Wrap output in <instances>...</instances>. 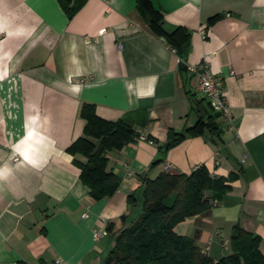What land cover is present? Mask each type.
I'll return each instance as SVG.
<instances>
[{"label": "crops", "instance_id": "0c3cea01", "mask_svg": "<svg viewBox=\"0 0 264 264\" xmlns=\"http://www.w3.org/2000/svg\"><path fill=\"white\" fill-rule=\"evenodd\" d=\"M149 1L158 25L136 0H85L71 18L58 0H0V264H103L141 212L143 181L166 173L165 162L169 173L236 174L217 204L174 225L177 235L217 261L239 224L264 256V0ZM177 27L187 31L173 36L181 63L163 33ZM203 62L223 83L230 121L195 89L186 66ZM83 103L146 135L106 151L119 182L101 199L80 181L74 159L85 157L67 152L83 132ZM208 114L213 130L185 132ZM169 134L184 137L166 147Z\"/></svg>", "mask_w": 264, "mask_h": 264}, {"label": "trees", "instance_id": "16d2710c", "mask_svg": "<svg viewBox=\"0 0 264 264\" xmlns=\"http://www.w3.org/2000/svg\"><path fill=\"white\" fill-rule=\"evenodd\" d=\"M68 18L80 8L85 0H58ZM142 17L151 24L158 25L161 15L149 0H136ZM217 18L213 16L209 22ZM187 31L177 27L171 33H164L174 51L183 60L177 48L174 35ZM197 111L207 113L202 99L197 102ZM79 115L84 120L83 132L68 148L67 152L85 157L84 162L74 159L79 168L80 181L88 188L93 199L110 196L117 188L119 179L107 170L108 150H120L134 140L135 131L128 117L106 120L96 115L94 105L83 103ZM206 120L200 115L194 126L185 130L189 135H201L205 128L213 130V118ZM184 134H169L166 147L174 145ZM227 179L211 177L206 167L198 166L189 174L161 173L153 179L143 181L141 212L136 221L120 231L115 244L103 264H264V256L258 249L259 237L235 224L230 233L231 253L217 261H212L195 245L193 239L177 235L173 231L176 223L185 217L204 212L210 208L212 198H219L229 190ZM210 190L211 197L204 192ZM17 264H27L18 261Z\"/></svg>", "mask_w": 264, "mask_h": 264}, {"label": "built area", "instance_id": "2783aa9c", "mask_svg": "<svg viewBox=\"0 0 264 264\" xmlns=\"http://www.w3.org/2000/svg\"><path fill=\"white\" fill-rule=\"evenodd\" d=\"M206 25H203L200 29L201 35H205ZM118 49L122 48V44L118 42L116 44ZM174 51V50H173ZM181 59L178 57V62ZM186 69L189 73L196 76L195 89L204 95L208 100V103L211 109L219 114H221L226 120H231V112L229 106L225 101L224 91H223V83L219 77L213 76L206 62H203L199 65L187 64ZM146 138V135L141 130L135 131L134 139L143 140ZM16 159V157L14 158ZM163 168L166 172H170L172 169V165L169 162H165L163 164ZM132 171L128 170L127 176H132ZM217 200H211L210 204H217ZM85 215V214H84ZM105 234V229L99 228L93 231V238L98 239ZM55 264H63L60 259L55 260Z\"/></svg>", "mask_w": 264, "mask_h": 264}]
</instances>
